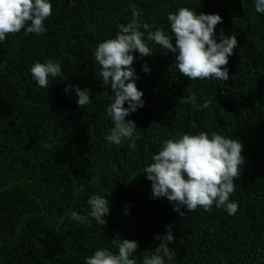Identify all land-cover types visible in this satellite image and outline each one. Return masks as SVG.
<instances>
[{"label":"trees","instance_id":"16d2710c","mask_svg":"<svg viewBox=\"0 0 264 264\" xmlns=\"http://www.w3.org/2000/svg\"><path fill=\"white\" fill-rule=\"evenodd\" d=\"M47 32L10 33L0 45V264H85L96 248L113 251V241L135 239L142 264L160 243L156 234L173 226L174 258L166 264H264V15L253 0H52ZM168 30L169 12L180 6L218 13L219 36L235 34L239 47L229 57L228 81L195 80L179 73L176 54L148 42L153 55L135 53L133 67L145 104L134 120L136 149L109 144L106 114L110 87L97 76L94 50L132 19ZM154 30V29H153ZM55 58L63 75L48 88L32 79L34 61ZM147 62L150 73L143 70ZM90 89L93 103L81 108L74 88ZM211 99L195 111L182 98ZM127 106V104L125 105ZM218 132L244 144L245 163L231 199L238 211L203 208L179 215L167 198H152L143 173L159 146L178 132ZM107 196L106 224H80L72 211L87 214L88 197ZM129 214H125V208ZM186 211V209H185Z\"/></svg>","mask_w":264,"mask_h":264},{"label":"clouds","instance_id":"9594fccd","mask_svg":"<svg viewBox=\"0 0 264 264\" xmlns=\"http://www.w3.org/2000/svg\"><path fill=\"white\" fill-rule=\"evenodd\" d=\"M74 5L75 0H70ZM254 11L264 15V0H253ZM132 19L118 25L114 37L106 38L94 50V62L100 66L98 78L103 85L110 87L112 94L106 107L112 127L105 135L109 144L117 146L129 142L136 149L140 134L134 120L128 117L145 104L143 91L137 86L138 75L133 67L135 53L141 58L153 55L148 42H153L176 54L175 65L179 73L191 81L230 79L229 57L239 47L237 35L216 33V26L222 23L218 13H197L196 9L180 6L167 14L168 30L155 27L142 20L143 12L135 4L131 5ZM52 0H0V45L10 33L41 35L47 32L45 21L51 17ZM154 29V30H153ZM3 66V65H0ZM143 70L150 73L147 62ZM32 79L39 87L48 88L50 78L63 75L61 63L55 58L41 62L34 61L30 67ZM74 88L77 104L81 108L93 103L90 89L78 85L68 86L65 91L71 94ZM183 103L191 104L195 111L210 108L213 101H198L195 93L184 96ZM127 104V106H125ZM244 144L218 132L177 133L165 140L144 174L152 182V198H167L173 210L179 215L203 208L211 211L213 205L224 209L229 215L238 211V202L230 197L235 192V181L245 163ZM89 211L81 214L72 211L69 219L80 224L90 223V218L99 225L106 224L110 214V201L107 196L93 193L88 197ZM186 209V211H185ZM125 214L129 209L125 208ZM164 234H156L160 243L149 255L143 257L142 264H166L174 258L169 243L175 240L173 226H166ZM139 243L135 239L113 241V251L99 247L84 258L85 264H137L135 258Z\"/></svg>","mask_w":264,"mask_h":264}]
</instances>
